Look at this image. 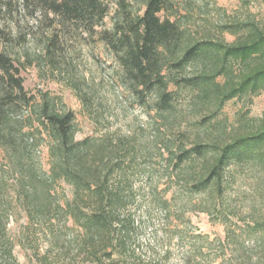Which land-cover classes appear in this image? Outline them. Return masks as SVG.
<instances>
[{"label": "rangeland", "instance_id": "rangeland-1", "mask_svg": "<svg viewBox=\"0 0 264 264\" xmlns=\"http://www.w3.org/2000/svg\"><path fill=\"white\" fill-rule=\"evenodd\" d=\"M100 1L107 14L94 30L81 23L62 24L45 9L21 0H0V26L10 37L8 50L23 63L21 76L28 93L35 97L48 93L56 97L58 108L71 110L76 140L90 137L111 149L114 159L126 155L120 163L124 174L110 178L111 185L129 181L125 205L119 209L127 230L125 244L114 242L111 259L98 253L101 264H258L264 260V232L255 226L256 221L264 223V168L231 165L222 194L214 187L191 193L185 180L199 170V160L175 170L168 148L181 144L188 148L194 141L214 142L251 129L264 115V92L234 97L216 111L211 105L194 104L179 80L197 73L200 64L193 63L177 73L178 83L169 81L172 107L157 114L154 95L141 98L133 89L116 49L102 36L114 21L133 19L142 8L137 3L126 9L116 0ZM168 3L164 15L196 40H236L225 24L253 22L264 27L262 0ZM238 68L235 63L234 69ZM28 159L40 168V179H46L49 160L44 136H38ZM4 169L0 150V170ZM5 177L10 183L15 174L8 172ZM46 186L60 207L72 197L71 186L61 179ZM8 214L6 219L0 212V264L96 261L80 245L78 229L63 220L56 207L38 214L32 209Z\"/></svg>", "mask_w": 264, "mask_h": 264}, {"label": "trees", "instance_id": "trees-1", "mask_svg": "<svg viewBox=\"0 0 264 264\" xmlns=\"http://www.w3.org/2000/svg\"><path fill=\"white\" fill-rule=\"evenodd\" d=\"M21 1L45 9L62 24L81 23L89 31L107 14L106 5L100 0ZM116 3L126 9L137 3L142 13L133 19L126 16L114 21L102 36L116 49L133 89L141 93V98L146 93L154 95L157 114L168 113L172 107L174 93L167 90L169 81L178 83L177 73L193 63L200 64L197 73L179 80L184 81L181 85L196 100L194 104L211 105L216 111L234 97L264 92V27L253 22L225 24L230 34L237 35L236 40H196L164 15L170 7L168 0ZM0 39L4 42L0 46V150L6 166L0 170V212L8 219L9 210L32 209L38 214L56 207L63 213V220L78 229L80 245L95 258L94 264H101L98 253L111 259L115 243L125 244L127 230L119 209L125 205L124 191L130 188L129 181L123 186L111 185L110 178L124 174L120 163L126 155L114 159L112 150L102 143L90 137L76 140L74 113L58 108L56 97L48 93L30 95L21 76L23 63L8 50L10 37L1 26ZM235 63L238 70L234 69ZM41 135L47 140L49 160V175L43 180L39 177L40 168L28 159ZM168 150L175 170L199 160V170L185 180L189 192L201 193L214 187L222 194L226 186L223 180L231 165L264 168V115L251 129L218 141H194L188 148L181 144ZM8 172L15 174L10 183L5 177ZM56 179L72 188V197L63 207L51 200L46 186ZM255 226L264 232L263 222L256 221ZM7 251L10 253V248ZM258 264H264V260Z\"/></svg>", "mask_w": 264, "mask_h": 264}]
</instances>
